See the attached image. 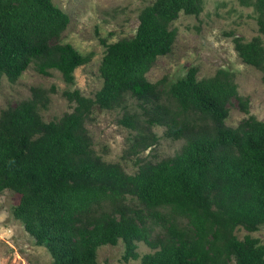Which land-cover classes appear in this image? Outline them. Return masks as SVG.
<instances>
[{
    "label": "trees",
    "instance_id": "obj_1",
    "mask_svg": "<svg viewBox=\"0 0 264 264\" xmlns=\"http://www.w3.org/2000/svg\"><path fill=\"white\" fill-rule=\"evenodd\" d=\"M237 2L252 8L264 33V0ZM200 11V0L144 5L130 37L100 40V87L92 97L64 91L74 105L57 119H41L38 106L47 97L37 87L0 111V191L18 194L12 215L47 250L50 264H95L96 248L118 240L123 260L137 258L136 242L152 250L138 264H264V246L233 233L264 226V120L248 115L235 127L224 124L231 98L247 112L224 69L197 79L191 66L166 88L145 78L155 58L170 51L178 13ZM67 23L51 0H0V78L13 82L34 62L38 73L57 70L70 84L88 56L57 41ZM232 43L241 61L264 75L259 38L234 36ZM125 94L139 101L144 128L161 126L165 137L183 141L158 161L135 158L133 173L96 155L84 126L94 108L121 107ZM117 122L135 131L133 153L156 141L134 114Z\"/></svg>",
    "mask_w": 264,
    "mask_h": 264
},
{
    "label": "rangeland",
    "instance_id": "obj_2",
    "mask_svg": "<svg viewBox=\"0 0 264 264\" xmlns=\"http://www.w3.org/2000/svg\"><path fill=\"white\" fill-rule=\"evenodd\" d=\"M151 1L51 0L68 17L57 41L70 44L79 54L88 56V60L73 69L70 84L61 79L57 70L48 69L47 75L38 73L34 62H30L13 82L1 77L0 111L28 99L30 89L36 87L44 89L47 97L45 106H38L43 121L55 120L71 111L74 104L65 98L64 91L78 90L81 95L92 97L101 85L98 65L104 46L100 40L110 43L130 37L136 28L139 10ZM200 1L201 11L197 15L179 12L170 23L175 29L171 49L155 58L145 78L152 83L161 80L166 88L191 66L195 68L197 79L213 75L218 68L224 69L231 73L236 93L246 101L247 108V112L241 111L237 100L231 98L226 104L224 124L235 127L248 115L264 120L263 72L241 61L232 43L234 36L242 41L257 36L264 52V33L257 31L252 8L240 5L237 0ZM138 103L134 97L125 94L121 107L94 108L84 121L93 152L105 162L118 163L126 173L135 172V158L155 162L176 153L183 143L181 139L165 137L164 127L144 128ZM123 113L136 115L139 127L145 129L147 135H155L156 141L142 151L131 152L135 131L118 124ZM18 197L10 189L0 191V264H50L47 250L34 243L21 222L12 215ZM126 201L135 203L129 197ZM233 233L238 239L249 235L264 246L263 225L254 231L237 226ZM135 250L137 258L123 260V245L119 240L113 245H100L95 250V264H138L142 254L152 251L141 241L136 242Z\"/></svg>",
    "mask_w": 264,
    "mask_h": 264
}]
</instances>
